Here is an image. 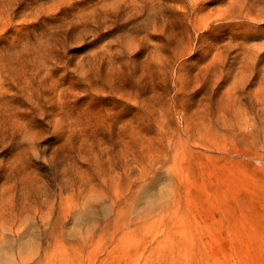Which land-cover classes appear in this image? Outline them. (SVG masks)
Returning <instances> with one entry per match:
<instances>
[{
  "label": "rangeland",
  "instance_id": "obj_1",
  "mask_svg": "<svg viewBox=\"0 0 264 264\" xmlns=\"http://www.w3.org/2000/svg\"><path fill=\"white\" fill-rule=\"evenodd\" d=\"M0 264H264V0H0Z\"/></svg>",
  "mask_w": 264,
  "mask_h": 264
}]
</instances>
